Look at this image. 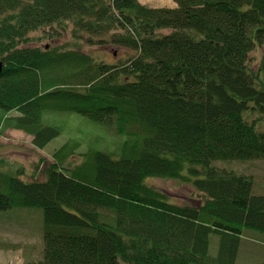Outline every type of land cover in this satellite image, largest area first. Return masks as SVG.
I'll return each mask as SVG.
<instances>
[{"label":"trees","instance_id":"obj_1","mask_svg":"<svg viewBox=\"0 0 264 264\" xmlns=\"http://www.w3.org/2000/svg\"><path fill=\"white\" fill-rule=\"evenodd\" d=\"M174 2L0 0V134L42 149L65 111L119 138L69 137L43 180L0 169V211L43 209L42 258L26 264H237L243 229L264 232L252 176L215 165L264 159V55H251L264 54V0ZM63 34L70 44L35 46ZM105 42L134 54L112 64L84 49ZM185 168L191 203L146 181L188 180Z\"/></svg>","mask_w":264,"mask_h":264},{"label":"rangeland","instance_id":"obj_2","mask_svg":"<svg viewBox=\"0 0 264 264\" xmlns=\"http://www.w3.org/2000/svg\"><path fill=\"white\" fill-rule=\"evenodd\" d=\"M148 7H174V0H139ZM33 35L39 37L44 32L36 31ZM67 34L61 35V40H43L35 43V46L48 44L57 46L70 44ZM84 49L97 55L102 61L107 63L126 62L134 52L117 45L105 42L94 46H84ZM252 56L256 61L263 58V51L255 50ZM56 112V111H53ZM11 115L17 114L10 112ZM59 123L62 128L61 134L52 139L44 148L39 149L32 144V136L22 130L7 129L0 134V169L8 174L16 173L25 180L45 178L43 169L48 163L53 161L52 154L67 141L69 137L82 139L85 143L88 138H98L99 145L113 146L116 148L119 138L112 130L104 128L102 125L89 121L86 117L77 113L57 112ZM43 123H48L46 119ZM264 130V126H260ZM86 149V145H81L74 151L75 157L69 158L68 162L79 163L80 152ZM216 166L229 168L251 175L253 179V192L264 194V159L254 160H227L217 161ZM10 172V173H9ZM20 172V173H19ZM183 175L188 180L169 178H148L146 181L153 186L159 187L171 202L191 203L195 200L196 190L193 188V180L197 177L189 174L185 168ZM43 209L39 206L12 207L0 211V264H26L27 262H37L42 258L43 234H44ZM216 251V243L213 241L211 251ZM264 261V232L254 229L244 228L239 245L237 264H262Z\"/></svg>","mask_w":264,"mask_h":264},{"label":"water","instance_id":"obj_3","mask_svg":"<svg viewBox=\"0 0 264 264\" xmlns=\"http://www.w3.org/2000/svg\"><path fill=\"white\" fill-rule=\"evenodd\" d=\"M3 62L2 61H0V73L2 72V69H3Z\"/></svg>","mask_w":264,"mask_h":264}]
</instances>
